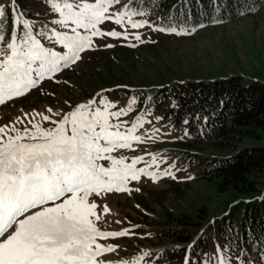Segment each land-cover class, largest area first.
Segmentation results:
<instances>
[{"label":"rangeland","instance_id":"rangeland-1","mask_svg":"<svg viewBox=\"0 0 264 264\" xmlns=\"http://www.w3.org/2000/svg\"><path fill=\"white\" fill-rule=\"evenodd\" d=\"M126 2L127 0H121L120 4L111 6L110 12L131 10L130 7L125 9ZM2 3L9 6L12 20L11 0H0V4ZM14 7L24 14L25 19L32 21L34 32H50L52 28L62 30L52 23L59 17L51 11L48 0L30 3V13L18 0ZM132 19L147 20L143 15L133 16ZM101 27L105 31H126L129 35L126 39L94 38L98 47L82 53V59L76 64L62 69L51 79L45 78L28 94L0 105V126L15 124L17 128L30 127L28 121L31 120L33 123L39 121L43 127H51L52 125L42 121L37 113L43 112L56 120L59 117L55 113L70 111L77 104L89 99L99 100L101 96H98V93L114 105L110 111L127 109L129 101L134 98L131 110L121 115L118 120L113 118L112 122L126 121L121 127L124 131L140 118L142 126L137 128L135 134L141 136L142 142H132V148L119 150L113 155L143 156V160L136 167H145L147 171L156 173L157 178L154 180L141 174L139 180L128 182V192H113L94 198L98 204L97 213L102 217L97 224L102 230L127 229L129 232L125 237L98 238L101 244L118 246L115 252L106 253L102 258L112 261L113 264H119L121 260L132 264L137 257H143L140 264H185L187 258L188 264H220L221 260H224L225 264H240L238 258L233 255L231 257L228 250L220 244L212 222L213 217L224 212L238 199L236 193L232 189L217 190L213 181L199 176L196 167L188 165L186 159L177 151L184 148V143L189 140H201L190 137L184 129L175 128L158 112L143 110L135 104L133 94L120 93L116 89L147 88L176 80H205L230 74L239 75L243 82L249 79L264 81V2L250 14H240L209 25L203 24L194 30L174 27L177 29L176 33L160 31L163 27L151 22L139 29H132L127 17L123 25L108 21ZM137 33L140 40L135 38ZM42 43L52 47L47 40H42ZM105 44L114 46L108 48ZM56 49L61 50V47L57 45ZM119 50L125 51L122 58L119 56ZM98 52H107L109 56L116 58L114 60L120 72L115 75L120 79L88 87L84 76L90 75L92 68H99L96 62ZM78 76H82V79H79L81 83L76 84ZM74 80L76 86L85 85L84 95L74 97V94H68V90L72 93L73 90L76 91ZM48 108H52L53 112L48 113ZM25 113L30 115L25 117ZM17 118L24 123L21 124ZM248 144H264V130H258L257 136L239 137L224 153L231 152L233 146L235 148ZM197 151L200 152L198 149ZM203 152L219 154V151L211 147L205 148ZM153 156L156 158V164H152ZM128 162L130 163V160ZM101 163L108 165L109 162ZM165 171L171 175L164 174ZM263 177L264 174L261 179ZM104 205H107L109 212H103ZM166 212L170 215L166 216ZM171 216L182 218L184 223ZM185 227L188 230L185 231ZM205 227L208 231L203 249L196 248L191 251L192 243ZM174 229L185 231L187 238L180 239L171 234ZM167 249H174L170 253L171 256L166 252ZM146 252L149 255L145 256Z\"/></svg>","mask_w":264,"mask_h":264},{"label":"snow or ice","instance_id":"snow-or-ice-1","mask_svg":"<svg viewBox=\"0 0 264 264\" xmlns=\"http://www.w3.org/2000/svg\"><path fill=\"white\" fill-rule=\"evenodd\" d=\"M120 2L48 0L51 11L59 17L52 23L62 30L34 32L32 21L25 19L14 7L16 0H11L10 37L3 31L6 10L0 4V105L28 94L45 78L51 79L76 64L82 53L98 47L94 38L126 39L129 35L126 31L103 30L105 22L123 25L127 17L132 29L149 23L132 19L141 15L133 10L110 12V7ZM124 7L128 9V5ZM159 30L177 32L174 27ZM135 38L140 40V35L135 34ZM97 95L99 100L89 99L70 111L55 113L59 117L56 120L37 113L51 127L31 120L30 127L0 126V264H113L102 257L118 246L101 244L98 238L125 237L129 232L102 230L97 224L102 217L94 198L128 192V182L139 180L141 174L154 180L157 175L136 167L143 156L113 155L132 148V142H142L135 134L142 126L140 118L124 131L121 127L126 121L112 122L131 110L134 98L127 109L110 111L114 105ZM46 111L52 113L53 109ZM29 115L25 113V117ZM152 164H156L155 156ZM164 174L171 175L167 171ZM103 212H109L107 205ZM142 259L137 257L132 264H140ZM119 264L129 262L121 260Z\"/></svg>","mask_w":264,"mask_h":264},{"label":"trees","instance_id":"trees-1","mask_svg":"<svg viewBox=\"0 0 264 264\" xmlns=\"http://www.w3.org/2000/svg\"><path fill=\"white\" fill-rule=\"evenodd\" d=\"M18 1L30 13V3L36 0ZM262 2L264 0H127L126 5L163 28L192 29L250 14ZM2 5L6 10L3 31L9 37L10 9L6 3ZM124 54V50H119L120 58ZM96 58L99 68H92L91 74L84 76L88 87L120 79L115 75L120 72L116 58L107 52H98ZM80 78L82 76L76 78V84L81 83ZM76 84L74 80L76 91L68 87L73 90V93L68 90V94L84 95L85 85ZM116 90L133 94L135 104L143 110L158 112L175 128L184 129L190 137L201 140L185 142L186 146L178 149V154L188 165L196 167L199 176L213 181L217 190L232 189L238 197L224 212L212 218L220 244L229 253L245 259L247 264H264V177L261 179L264 144L233 146V151L224 153L239 137L257 136L258 130H264V81L249 79L243 82L239 75L230 74L205 80H176L146 89L118 87ZM207 147L216 149L219 154L203 152ZM169 215L166 212V216ZM171 218L182 222L178 216ZM185 231L174 229L171 234L186 239ZM207 231L205 227L199 232L191 251L203 249ZM173 250L166 252L171 256Z\"/></svg>","mask_w":264,"mask_h":264}]
</instances>
